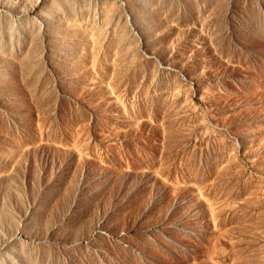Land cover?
<instances>
[{"label": "rangeland", "instance_id": "obj_1", "mask_svg": "<svg viewBox=\"0 0 264 264\" xmlns=\"http://www.w3.org/2000/svg\"><path fill=\"white\" fill-rule=\"evenodd\" d=\"M0 264H264V0H0Z\"/></svg>", "mask_w": 264, "mask_h": 264}]
</instances>
